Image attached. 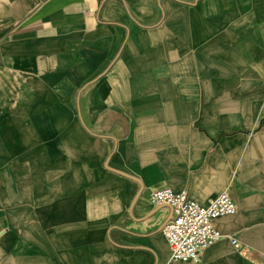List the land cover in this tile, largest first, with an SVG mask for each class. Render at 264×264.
I'll return each mask as SVG.
<instances>
[{
  "label": "crops",
  "instance_id": "crops-1",
  "mask_svg": "<svg viewBox=\"0 0 264 264\" xmlns=\"http://www.w3.org/2000/svg\"><path fill=\"white\" fill-rule=\"evenodd\" d=\"M161 188L234 201L199 261ZM0 264H264V0H0Z\"/></svg>",
  "mask_w": 264,
  "mask_h": 264
},
{
  "label": "built area",
  "instance_id": "built-area-1",
  "mask_svg": "<svg viewBox=\"0 0 264 264\" xmlns=\"http://www.w3.org/2000/svg\"><path fill=\"white\" fill-rule=\"evenodd\" d=\"M149 199L153 205L170 207V216L161 233L174 261H199L203 252L223 237L212 220L231 215L236 210L234 201L225 190L205 203L190 198L186 190L173 191L170 188L152 191ZM231 243L239 247L236 239H231Z\"/></svg>",
  "mask_w": 264,
  "mask_h": 264
}]
</instances>
